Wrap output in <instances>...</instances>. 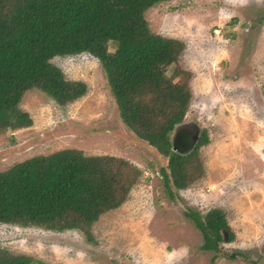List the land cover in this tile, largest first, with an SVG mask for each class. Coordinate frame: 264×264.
I'll return each mask as SVG.
<instances>
[{
  "label": "rangeland",
  "instance_id": "obj_1",
  "mask_svg": "<svg viewBox=\"0 0 264 264\" xmlns=\"http://www.w3.org/2000/svg\"><path fill=\"white\" fill-rule=\"evenodd\" d=\"M145 18L154 34L185 45L166 75H188L192 98L182 125L208 135L197 152L202 174L185 189L171 185L170 196L161 177L168 157L122 123L99 62L89 55L56 58L88 94L60 107L44 93L27 92L20 107L33 125L0 134V172L74 149L125 160L140 176L127 201L89 229L91 238L80 230L0 225V250L45 264H249L224 257L233 253L264 264V0H173ZM187 209L223 210L235 241L222 243L219 255L203 251Z\"/></svg>",
  "mask_w": 264,
  "mask_h": 264
},
{
  "label": "trees",
  "instance_id": "obj_2",
  "mask_svg": "<svg viewBox=\"0 0 264 264\" xmlns=\"http://www.w3.org/2000/svg\"><path fill=\"white\" fill-rule=\"evenodd\" d=\"M171 1L0 0V134L33 125L20 107L27 92L44 93L60 107L85 97L88 85L69 80L52 61L89 55L101 65L122 123L168 157L169 171L161 169L166 191L172 196L171 185L187 188L202 174L197 152L209 139L203 132L189 154L172 151L171 136L192 95L188 75L176 70L168 77L166 70L185 45L154 34L145 18L151 8ZM138 176L133 165L113 156L67 149L33 157L0 172V225L80 230L91 238L89 229L127 201ZM184 214L202 234L203 251L219 255L222 243L235 241L223 210ZM224 257L256 264L242 253ZM0 264L45 263L1 249Z\"/></svg>",
  "mask_w": 264,
  "mask_h": 264
},
{
  "label": "water",
  "instance_id": "obj_3",
  "mask_svg": "<svg viewBox=\"0 0 264 264\" xmlns=\"http://www.w3.org/2000/svg\"><path fill=\"white\" fill-rule=\"evenodd\" d=\"M174 133L175 130L171 137V144L172 151L177 154L185 155L186 153H189L198 141V135L195 129L192 132H189L188 129H181L175 135Z\"/></svg>",
  "mask_w": 264,
  "mask_h": 264
},
{
  "label": "flooded vegetation",
  "instance_id": "obj_4",
  "mask_svg": "<svg viewBox=\"0 0 264 264\" xmlns=\"http://www.w3.org/2000/svg\"><path fill=\"white\" fill-rule=\"evenodd\" d=\"M189 127L188 126H186V125H181V126H179L176 130H175V133H174V135L179 131V130H181V129H188ZM196 132H197V135H198V141L196 142V144H195V146H194V148L196 147V145L198 144V142H199V139H200V137H201V134L203 133V131H200V130H196ZM172 137V136H171ZM171 143H172V140H171ZM194 148L190 151V152H192L193 150H194ZM189 152V153H190ZM175 153V152H174ZM189 153H186L185 155H187V154H189Z\"/></svg>",
  "mask_w": 264,
  "mask_h": 264
},
{
  "label": "crops",
  "instance_id": "obj_5",
  "mask_svg": "<svg viewBox=\"0 0 264 264\" xmlns=\"http://www.w3.org/2000/svg\"><path fill=\"white\" fill-rule=\"evenodd\" d=\"M262 71H264V67L262 68ZM263 77H264V75H263Z\"/></svg>",
  "mask_w": 264,
  "mask_h": 264
},
{
  "label": "built area",
  "instance_id": "obj_6",
  "mask_svg": "<svg viewBox=\"0 0 264 264\" xmlns=\"http://www.w3.org/2000/svg\"><path fill=\"white\" fill-rule=\"evenodd\" d=\"M91 57V56H90ZM92 58V57H91Z\"/></svg>",
  "mask_w": 264,
  "mask_h": 264
}]
</instances>
